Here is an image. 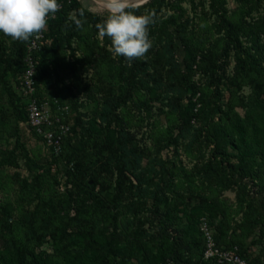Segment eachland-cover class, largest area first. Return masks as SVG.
<instances>
[{
	"label": "trees",
	"instance_id": "16d2710c",
	"mask_svg": "<svg viewBox=\"0 0 264 264\" xmlns=\"http://www.w3.org/2000/svg\"><path fill=\"white\" fill-rule=\"evenodd\" d=\"M183 1L151 0L125 9L137 16L155 12L151 48L129 63L113 54L110 38L98 37L95 25L107 15L88 12L79 0H57L60 9L44 33L48 43L35 53L34 96L42 101L46 93L55 117L68 110L75 116L67 132L72 136H62L61 153L51 154L48 164L21 143L20 124L28 120L21 101L28 41L0 33V138H14L10 149L0 150V195L8 196L0 200V264H216L203 258V217L215 227L218 247H237L250 264H264V254H249L254 245L264 253V13L252 19L264 0H234L247 6L239 22L229 18L227 0H209L207 18L225 33L217 56L190 41L188 29L196 23ZM74 43L82 45L83 57ZM199 59L200 87L191 76ZM90 66L97 70L95 82L77 85ZM91 102L95 107L82 113ZM153 103L168 108L173 124L150 152L133 129L145 121L150 132L157 127L149 122ZM19 160L29 175L5 173L19 168ZM226 191H235L241 213L230 235V209L221 205Z\"/></svg>",
	"mask_w": 264,
	"mask_h": 264
},
{
	"label": "rangeland",
	"instance_id": "374dc122",
	"mask_svg": "<svg viewBox=\"0 0 264 264\" xmlns=\"http://www.w3.org/2000/svg\"><path fill=\"white\" fill-rule=\"evenodd\" d=\"M80 1V5H82L84 8L87 9L88 12L90 13H94L97 14L99 16H105L108 15V11L106 8L101 7L100 9H97V6L94 2H91L90 0H79ZM151 1V0H150ZM148 1V2H150ZM147 2V3H148ZM182 7L185 9L186 13L194 20V23H196V25L194 26V28L190 25L188 31L192 30L194 36L192 38H190V41H192L193 43L198 44L199 46H201L203 53L205 51L211 50L214 52V56H217L220 54L221 50L223 49V39H224V35L225 33L223 32H219L217 29H215L214 27V18L210 17L207 18V16L211 13L209 10V0H184L181 3ZM193 5L195 6V9H193ZM203 5V6H202ZM129 8V7H128ZM227 8L229 10V18L231 20H234L235 22H239L240 17L242 16L241 12H243L244 10L247 9V6L245 4H236V2L234 0H227ZM258 12H254L253 13V20L256 18L255 16H257L258 14H263L264 13V4H261L259 9L257 10ZM204 13H207L205 20H200V17L203 16ZM171 12H168L167 15H170ZM167 18V17H165ZM247 21L249 22L250 20L247 19ZM100 39V38H99ZM73 47L77 49L76 52V56L77 57H83L84 54H86L85 50L83 49L82 45H79L77 43L73 44ZM221 49V50H220ZM183 50L179 49L178 50V59L180 61H182V54ZM66 56H69V53L66 51L65 52ZM69 59V58H68ZM202 60L199 59V62L197 64L196 67H194L193 71H192V80L194 81V83L197 84V86H203L204 84V75L203 73L200 71L199 67V63L201 64ZM235 65V61L233 56H231V58L229 59V65L227 68V71L229 72V74L232 72V69ZM182 66H184V64L182 63ZM97 74V70H95L92 66L88 67L81 75L80 77V82L79 84L77 83V85L81 86L83 84H85V82H89L90 84H93L92 82H95V80L97 79V76L95 75ZM70 78H67V82L69 81ZM81 83V85H80ZM79 92V97H84L82 95V89H80ZM249 88L245 87L243 89V94H248L249 93ZM20 93V91H19ZM21 93L23 94L21 97V101L22 102H27V97L24 94V91L21 88ZM228 93L225 92V101L228 98ZM41 99L43 102H47L48 106L51 108L50 104H49V98L47 96L46 93H43ZM82 101V100H81ZM83 101H85V99L83 98ZM95 107L94 103H90L89 106H86L84 108H81V112L82 113H89V110L87 108H89L90 110H92ZM153 110L151 111V115L152 117L149 119V122H153L154 125H157V127L154 128V130H152L150 132V127L145 126L146 121L143 122V125L141 126V128H134L133 130H136L137 133H139L137 135V139L141 140L140 145H145L148 150L150 152L154 151L155 147H156V143H155V138L162 135L163 131L167 128L170 127L173 124V116L171 115V113H169L168 108L164 107V105L160 104V103H153ZM64 108V107H63ZM199 108V106H197V109ZM6 108L3 109V111H5ZM61 109V107L57 108V112H62L59 111ZM52 110V108H51ZM67 111V110H66ZM238 111H240V109L238 108ZM53 112V111H52ZM56 114V113H54ZM60 116V114H59ZM66 116V118H68V120L66 121V119L64 118ZM75 113H70L69 110L67 113L63 114L60 117H56L60 120L59 123H63L65 125H67L68 127H71L72 124L74 123V118ZM130 117V114H129ZM62 120V121H61ZM191 123L194 126L198 125V122L193 119L191 121ZM137 124V121L132 122L131 125L135 126ZM21 143L23 144V146L29 151L30 155H35L39 160V162L42 163H46L48 164L49 162H51V154H54L55 156L60 155V151H61V146H60V151L59 154H55L54 151L50 150V146L46 145V142L44 141L43 137L41 136V138L39 137L40 135H38L37 133L34 132V130H31V128L28 126V124L26 123H21ZM140 130V132H138ZM149 130V131H148ZM148 131V132H147ZM147 132V134H145ZM144 133V136L142 137V134ZM67 135V134H66ZM148 135L151 138H148ZM65 136V135H63ZM67 136H72V134H68ZM66 136V137H67ZM62 142V141H61ZM14 143V138H12V140H8L6 141L4 137L0 138V150H3L5 148H3L4 146H6V149H10L13 146ZM53 152V153H52ZM182 156H181V161H183V166L187 167V169L191 168V162L189 161V158H187L182 152H181ZM193 162V161H192ZM20 167L17 169L14 168H6L5 169V173L8 174H13L15 172L20 173V176L23 175H29V173L27 172V170L24 167L23 161L19 160L18 161ZM62 165H60L59 167L61 168L62 166H66L65 162L61 163ZM54 165V164H53ZM52 165V166H53ZM59 168V169H60ZM63 168V167H62ZM58 169V167H54V170L56 172V170ZM60 171V170H59ZM60 177H62L61 175H59ZM177 180L179 181L180 175L177 176ZM60 179V185H59V191H61L62 193L65 191V186H64V179L59 178ZM9 191H12L13 188H17V184H15L14 186H10L8 187ZM5 197H8L6 194H1L0 195V200H3Z\"/></svg>",
	"mask_w": 264,
	"mask_h": 264
},
{
	"label": "clouds",
	"instance_id": "9594fccd",
	"mask_svg": "<svg viewBox=\"0 0 264 264\" xmlns=\"http://www.w3.org/2000/svg\"><path fill=\"white\" fill-rule=\"evenodd\" d=\"M129 4L130 0H106L108 15L95 27L100 39L110 38L113 54L131 63L152 46L148 27L155 22V12L137 16L125 10ZM59 9L57 0H0V33L13 40L28 41L45 30L47 18ZM72 19L77 28L82 27V19Z\"/></svg>",
	"mask_w": 264,
	"mask_h": 264
},
{
	"label": "built area",
	"instance_id": "2783aa9c",
	"mask_svg": "<svg viewBox=\"0 0 264 264\" xmlns=\"http://www.w3.org/2000/svg\"><path fill=\"white\" fill-rule=\"evenodd\" d=\"M49 17H54L50 14ZM48 17V18H49ZM47 18V20H48ZM45 30L38 36H33L28 40L26 45V55L24 57L25 71L21 77V84L25 96L27 97V124L35 133L42 136L47 146H50L55 154H59L62 136L66 135L69 127L53 115L47 102L40 101L34 96V74L37 60L35 53L41 47L48 43L45 39ZM56 104V102H54ZM66 111L67 107L59 111ZM57 133V134H56ZM54 170V168L52 167ZM215 224V223H214ZM214 226L209 219L203 217L200 219L199 230L205 241L203 258L206 261H215L216 264H250L241 258L237 253V247L233 249H222L218 247L214 240Z\"/></svg>",
	"mask_w": 264,
	"mask_h": 264
},
{
	"label": "crops",
	"instance_id": "0c3cea01",
	"mask_svg": "<svg viewBox=\"0 0 264 264\" xmlns=\"http://www.w3.org/2000/svg\"><path fill=\"white\" fill-rule=\"evenodd\" d=\"M221 200L223 202V203L220 202L221 205H224L223 210H225L226 207L228 209H230L227 212L228 213L227 217H228V220L230 221L229 227H228V229H230V231L228 232L230 235L232 233V229L230 227L234 226L235 223H239L241 220V213L238 210V209H240V205L238 204V201L236 200L235 191L224 192L221 196ZM218 219H221V217L219 216ZM249 254H251V256H256V255L263 256L264 253H263V250L261 249L260 245H254V246L250 247Z\"/></svg>",
	"mask_w": 264,
	"mask_h": 264
},
{
	"label": "bare ground",
	"instance_id": "6f19581e",
	"mask_svg": "<svg viewBox=\"0 0 264 264\" xmlns=\"http://www.w3.org/2000/svg\"><path fill=\"white\" fill-rule=\"evenodd\" d=\"M148 0H130V5H136V4H143L145 2H147ZM93 2L96 4L97 9H100L101 7L106 8V0H93Z\"/></svg>",
	"mask_w": 264,
	"mask_h": 264
},
{
	"label": "water",
	"instance_id": "95a60500",
	"mask_svg": "<svg viewBox=\"0 0 264 264\" xmlns=\"http://www.w3.org/2000/svg\"><path fill=\"white\" fill-rule=\"evenodd\" d=\"M90 1L93 2V0H90ZM148 1H150V0H148ZM148 1H147V2H148ZM147 2H145V3L141 4V5H144V4H146ZM141 5L136 4V5H130L129 7H138V6H141Z\"/></svg>",
	"mask_w": 264,
	"mask_h": 264
}]
</instances>
